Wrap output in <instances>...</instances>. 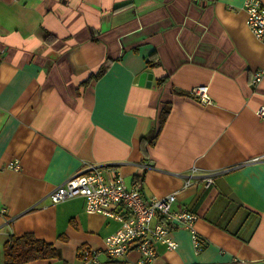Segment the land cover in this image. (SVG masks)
<instances>
[{
  "label": "crops",
  "instance_id": "obj_1",
  "mask_svg": "<svg viewBox=\"0 0 264 264\" xmlns=\"http://www.w3.org/2000/svg\"><path fill=\"white\" fill-rule=\"evenodd\" d=\"M244 1L0 0V264L24 234L56 254L23 264L143 258L107 253L121 221L84 196L51 200L91 165L199 215L203 250L174 226L153 264H264V39Z\"/></svg>",
  "mask_w": 264,
  "mask_h": 264
},
{
  "label": "built area",
  "instance_id": "obj_2",
  "mask_svg": "<svg viewBox=\"0 0 264 264\" xmlns=\"http://www.w3.org/2000/svg\"><path fill=\"white\" fill-rule=\"evenodd\" d=\"M244 7L249 29L257 38L264 39V0H245ZM260 76L261 73L256 79ZM194 93L203 101L211 99L206 86L194 88ZM258 113L264 116V106ZM254 159L258 160V157ZM14 166L19 167L17 163ZM212 183L213 178L208 176L205 185ZM79 195L85 197L88 212H100L121 221V226L106 237L107 253L111 257H120L134 247L143 256L135 263L128 261L125 264H153L157 256L154 245L158 241L170 249L176 248L178 243L171 237L174 226L190 231L196 252L205 247V237L194 225L199 215L186 206L172 208L177 192L146 198L142 194L141 181L136 180L131 188H126L120 174L107 176L102 168L91 165L88 170L81 169L55 187L50 198L53 202H60ZM99 253L92 249L84 250L72 264H111L101 260Z\"/></svg>",
  "mask_w": 264,
  "mask_h": 264
},
{
  "label": "trees",
  "instance_id": "obj_3",
  "mask_svg": "<svg viewBox=\"0 0 264 264\" xmlns=\"http://www.w3.org/2000/svg\"><path fill=\"white\" fill-rule=\"evenodd\" d=\"M168 111V108L162 110V118L166 117ZM55 254V248L50 243L39 240L33 234L12 235L5 245L6 264H23L41 256L51 258Z\"/></svg>",
  "mask_w": 264,
  "mask_h": 264
},
{
  "label": "water",
  "instance_id": "obj_4",
  "mask_svg": "<svg viewBox=\"0 0 264 264\" xmlns=\"http://www.w3.org/2000/svg\"><path fill=\"white\" fill-rule=\"evenodd\" d=\"M149 79H151V74H148Z\"/></svg>",
  "mask_w": 264,
  "mask_h": 264
}]
</instances>
